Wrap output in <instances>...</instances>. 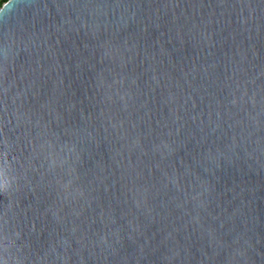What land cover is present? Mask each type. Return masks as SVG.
<instances>
[{"label": "water", "instance_id": "water-1", "mask_svg": "<svg viewBox=\"0 0 264 264\" xmlns=\"http://www.w3.org/2000/svg\"><path fill=\"white\" fill-rule=\"evenodd\" d=\"M0 264H264V0H4Z\"/></svg>", "mask_w": 264, "mask_h": 264}, {"label": "trees", "instance_id": "trees-1", "mask_svg": "<svg viewBox=\"0 0 264 264\" xmlns=\"http://www.w3.org/2000/svg\"><path fill=\"white\" fill-rule=\"evenodd\" d=\"M4 0H0V6L3 4Z\"/></svg>", "mask_w": 264, "mask_h": 264}]
</instances>
